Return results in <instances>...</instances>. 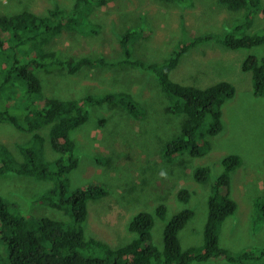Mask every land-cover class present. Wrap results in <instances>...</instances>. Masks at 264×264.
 <instances>
[{
    "label": "trees",
    "instance_id": "obj_1",
    "mask_svg": "<svg viewBox=\"0 0 264 264\" xmlns=\"http://www.w3.org/2000/svg\"><path fill=\"white\" fill-rule=\"evenodd\" d=\"M111 1L74 0L73 9L58 13L64 16H55L54 21L49 14L39 17L26 10L0 17V94L16 86H25V93L19 96L11 95L8 99L0 96V124L25 134L31 133L29 138L16 140L13 148L0 143V178L18 176L49 181L51 186L33 200L30 210L34 204L47 206L66 216V221H63L30 215L27 209L5 199L0 193V264H264V246L256 248L258 242H247L249 247L239 250H234L237 244L223 246L220 243L222 225L240 209L239 201L231 193L232 174L243 164L237 154H226L218 161V175H214L212 167L207 164L194 167L192 172V179L201 187L203 197L209 196L208 227L201 234L204 243L189 248L181 245L179 234L197 218L198 207L187 206L197 191L186 187L176 190L174 186L160 190L166 192L158 194L151 212L143 210L132 215L126 227L130 239L125 244L113 247L104 239L88 235V205L107 198L110 191L97 184L84 188L70 187L68 182L78 173L76 170L84 159L77 150L73 132L89 121L90 112L86 109L89 105L107 108L121 99L124 105L128 103L125 107L132 115H139L148 107L139 105L132 96L112 93L98 99H92L85 93H79L81 99L76 100L44 97L38 72L56 69L65 77L77 78L80 72V77H85L87 68L110 66L115 69V78L120 74L124 78L121 81L131 86L137 83V79L130 78L131 68L155 75L166 101L164 113L169 130H166L164 150L168 165L186 158L191 163L193 159L204 156L203 153L212 146L211 139L223 133L222 112L236 93L228 81H220L209 88H191L170 78V73L178 68L184 55L213 40L208 34L196 36L194 33L177 43L174 49H169V55L162 57V61L150 64L133 59L137 45H134L135 33L132 30L118 35L123 56L116 64H110L103 54L97 57L71 54L63 59L60 51L51 49L54 39L65 30L85 36L98 34L102 25L87 17L95 7L105 6ZM161 1L185 6L192 0ZM219 3L229 12L238 13V19L231 23L228 34L215 37V41L229 51H264V28L252 31L255 19L259 15L264 17V0H219ZM189 18V14H184L181 21V28L185 31H193L192 19ZM3 36L7 38L4 40ZM100 43L104 45V41ZM249 57L244 69L252 75L251 95L263 97L264 59L255 55ZM94 79H101V75L95 74ZM102 87L107 86L88 89L80 86L77 89L95 94ZM135 87H132L133 95H137L133 91ZM251 103L244 104L243 109ZM152 108L156 111L162 109ZM46 147L56 155L52 164L45 159ZM129 161L119 173L122 181L124 173H131L129 170L135 167V162ZM185 162L181 161V165H186ZM134 176L133 172L125 180L129 183ZM123 183L126 184L125 181ZM129 188L126 193H129ZM172 191H177L176 199L181 206L169 217L168 200ZM246 203L251 209L259 208L258 218L264 222V190L258 191L251 200L247 198ZM256 220L254 216L253 222ZM161 222L165 223L163 241L157 244L153 241V231Z\"/></svg>",
    "mask_w": 264,
    "mask_h": 264
},
{
    "label": "rangeland",
    "instance_id": "obj_2",
    "mask_svg": "<svg viewBox=\"0 0 264 264\" xmlns=\"http://www.w3.org/2000/svg\"><path fill=\"white\" fill-rule=\"evenodd\" d=\"M73 3L74 0H0V17L13 16L26 10L39 17L49 14L54 21L55 16H64L60 15L63 10H72ZM184 14L190 15L194 32L181 28ZM237 14L226 10L219 0H192L185 6L161 0H113L105 6L95 7L87 17L97 25H102L98 34L85 36L77 31L65 30L60 37L54 39L51 49L60 51L63 59L71 54L77 57H97L103 54L110 64H116L123 56L118 35L132 30L135 33L134 45H137L133 59L145 64L157 63L169 55V49H174L177 43L194 33L196 36L228 34L231 23L238 19ZM263 28L264 17L259 15L252 31ZM2 38L5 40L7 36ZM101 40L104 45L100 43ZM152 48L157 51L153 52ZM251 55L264 59L263 50L227 51L215 42H208L184 55L178 68L170 73V78L191 88H209L220 81H228L236 89L235 97L227 102L222 112L225 126L223 133L218 138L211 139L212 146L203 153L204 156L193 159L191 163L189 158L178 160L173 165H168L165 157L164 139L166 130H169L164 113L166 101L155 75L131 68L130 78L137 79V83L131 86L126 81H121L124 78L120 74L115 78V69L110 66L87 68L85 77H80V72L77 78L65 77L56 69L38 72L44 97L76 100L81 99L79 93H85L92 99H98L112 93L132 96L139 105L148 107L139 115H132L125 107L128 103L125 102L124 105L121 99L115 102L116 105L107 108L92 104L86 107L90 112L89 121L73 132L77 150L84 159L76 170L78 173L68 182L70 187L84 188L89 184H97L110 191L107 198L88 205L89 236L104 239L113 247L125 244L130 239L126 232L127 222L133 218V214L143 210L151 212L158 194L166 192L160 190L174 186L176 190L186 187L197 191V195L187 205L190 208L198 207L197 218L179 234L181 245L189 248L204 243L201 234L208 227L209 196L203 197L201 187L192 179V172L194 167L207 164L212 167L213 174L218 175V161L226 154H237L241 156L243 164L232 174L231 193L239 201L240 209L222 225L220 243L223 246L237 244L234 250L249 247L247 242H258L256 248L264 246V222L258 218L259 208L256 206L251 209L246 203L247 198L251 200L258 191L264 190V96L254 98L251 95L252 75L242 69L243 62ZM97 73L101 75V79H94ZM15 84L19 85L18 81ZM80 86L87 89L91 86L107 87L98 88L97 93L91 94L84 89L78 91L77 87ZM134 86L133 91L137 95L132 93ZM23 93L24 86H16L12 90L3 91L0 96L15 97ZM68 96L70 97L66 98ZM249 102L252 103L244 110L243 105ZM153 106L162 109L156 111ZM30 136L31 133L25 134L4 123L0 124V143L10 148L14 147L16 140ZM55 158L52 149L46 147V161L52 164ZM129 160L135 162V167L129 170L131 173H124V177L128 179L134 172L136 178H131L128 183L125 178L121 180L119 173L123 172V167ZM181 161H186V165H181ZM50 186L49 181L36 178H0V193L5 199L17 202L30 215L66 221L65 213L47 206L34 204V208L30 210L33 200ZM127 188L129 193H126ZM176 194L177 191H172L168 200L169 217L177 213L181 206ZM249 214L251 216L248 219ZM254 216L256 223L253 222ZM164 225L165 223H159L153 231V241L157 244L163 241Z\"/></svg>",
    "mask_w": 264,
    "mask_h": 264
},
{
    "label": "clouds",
    "instance_id": "obj_3",
    "mask_svg": "<svg viewBox=\"0 0 264 264\" xmlns=\"http://www.w3.org/2000/svg\"><path fill=\"white\" fill-rule=\"evenodd\" d=\"M221 5V4H220ZM221 6H223V5H221ZM224 7V6H223ZM183 17V16H182ZM210 36V35H209ZM212 38H213V40H211V41H208V42H215L218 46H220L222 49H225V50H227V51H229L228 49H226L225 47H223L221 44H219V43H217L216 41H215V37H217V36H211ZM208 42H206V43H208ZM202 44H204V43H202ZM201 44V45H202ZM199 46V45H198ZM197 46V47H198ZM256 56V55H255ZM257 57V56H256ZM251 57H247L246 59H245V61L243 62V65H242V69H243V71L244 72H246L245 71V69H244V63L246 64V62L250 59ZM258 58V57H257ZM137 61V60H136ZM250 73V72H249ZM24 88H25V86H24ZM11 95H9L8 97H5L6 99H8L9 97H10Z\"/></svg>",
    "mask_w": 264,
    "mask_h": 264
},
{
    "label": "bare ground",
    "instance_id": "obj_4",
    "mask_svg": "<svg viewBox=\"0 0 264 264\" xmlns=\"http://www.w3.org/2000/svg\"><path fill=\"white\" fill-rule=\"evenodd\" d=\"M28 221H29V219H28ZM23 229H24V227H23Z\"/></svg>",
    "mask_w": 264,
    "mask_h": 264
}]
</instances>
